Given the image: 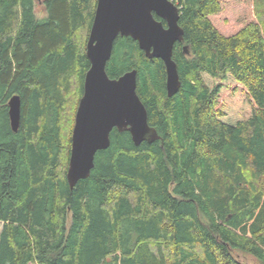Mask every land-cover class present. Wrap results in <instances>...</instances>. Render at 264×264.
Segmentation results:
<instances>
[{
    "label": "trees",
    "instance_id": "1",
    "mask_svg": "<svg viewBox=\"0 0 264 264\" xmlns=\"http://www.w3.org/2000/svg\"><path fill=\"white\" fill-rule=\"evenodd\" d=\"M172 1L177 93L131 38L106 65L111 79L137 71L157 139L113 129L70 189L96 0H43L41 19L35 0H0V264H264V0L254 18L251 0Z\"/></svg>",
    "mask_w": 264,
    "mask_h": 264
},
{
    "label": "water",
    "instance_id": "2",
    "mask_svg": "<svg viewBox=\"0 0 264 264\" xmlns=\"http://www.w3.org/2000/svg\"><path fill=\"white\" fill-rule=\"evenodd\" d=\"M119 37L135 41L146 58L162 61L167 97L177 93L181 85L172 59L174 45L183 41L177 5L172 0H96L86 42L89 68L70 141L66 173L70 189L89 177L95 155L109 147L113 129L128 132L135 146L157 139L136 92L137 71H127L115 79L106 73L114 42ZM7 106L11 130L16 132L21 115L19 96L13 95Z\"/></svg>",
    "mask_w": 264,
    "mask_h": 264
},
{
    "label": "rangeland",
    "instance_id": "3",
    "mask_svg": "<svg viewBox=\"0 0 264 264\" xmlns=\"http://www.w3.org/2000/svg\"><path fill=\"white\" fill-rule=\"evenodd\" d=\"M250 5H251L250 6V12H251L252 17L254 18V12H255V7L257 6V0H251ZM34 12H35L36 17L39 19H41L45 16L43 0H35ZM72 129H73V126H72ZM71 132H72V130H71ZM0 229H1V224H0ZM236 256H237L238 260L242 263H246V264H255L256 263L255 259L249 255L238 253V254H236Z\"/></svg>",
    "mask_w": 264,
    "mask_h": 264
},
{
    "label": "bare ground",
    "instance_id": "4",
    "mask_svg": "<svg viewBox=\"0 0 264 264\" xmlns=\"http://www.w3.org/2000/svg\"><path fill=\"white\" fill-rule=\"evenodd\" d=\"M90 26H91V25H90ZM184 52H185V51H184ZM164 84H165V83H164ZM164 88H165V87H164ZM10 98H11V97H10ZM10 98H9V99H10ZM10 128H11V127H10ZM131 142H132V141H131ZM67 167H68V166H67Z\"/></svg>",
    "mask_w": 264,
    "mask_h": 264
}]
</instances>
